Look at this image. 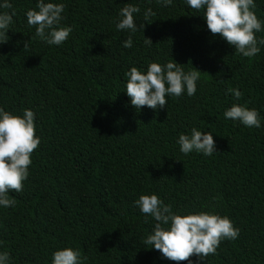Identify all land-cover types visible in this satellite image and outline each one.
I'll list each match as a JSON object with an SVG mask.
<instances>
[{"label":"trees","instance_id":"16d2710c","mask_svg":"<svg viewBox=\"0 0 264 264\" xmlns=\"http://www.w3.org/2000/svg\"><path fill=\"white\" fill-rule=\"evenodd\" d=\"M9 2L12 9L0 8L15 11L0 44V108L33 111L41 143L23 190L8 194L15 206H0L7 264H52L53 253L69 247L80 250L82 264H177L144 244L157 221L135 202L152 194L177 215L227 216L240 230L216 254L179 264H264V45L244 57L208 30L206 9L187 0H45L65 5L60 25L73 29L49 45L27 22L39 0ZM254 2L264 21V0ZM129 4L140 9L134 19L144 27L118 31ZM148 8L155 15L145 21ZM129 36L132 47L124 48ZM172 60L202 73L196 93L168 96L163 109L134 107L125 74ZM234 104L256 109L261 127L226 119ZM194 127L213 135L211 156L180 151L179 135Z\"/></svg>","mask_w":264,"mask_h":264},{"label":"clouds","instance_id":"9594fccd","mask_svg":"<svg viewBox=\"0 0 264 264\" xmlns=\"http://www.w3.org/2000/svg\"><path fill=\"white\" fill-rule=\"evenodd\" d=\"M157 2L170 6L173 0ZM187 4L195 10L206 9L204 18L208 30L213 35L219 34L236 52L249 58L260 52L258 45H264V38L258 40L256 33L264 30V21L259 20L255 14L254 0H187ZM0 8L12 9L13 5L9 0H4ZM37 9L26 13L28 24L36 27L35 36L49 45L65 42L73 31L72 27L60 25L65 5L39 0ZM139 12L138 7L130 4L122 8V19L116 24L117 30L136 32L143 28L144 25L138 28L134 19V14ZM154 15L152 9L148 8L144 13L145 21ZM13 16L15 11L10 14L7 11L0 12V44L7 43L9 39L7 32ZM144 39L146 44L153 45L150 39ZM132 44V37L129 36L122 46L131 48ZM28 45L29 42H26L24 49ZM201 74L195 68L185 72L184 66L173 60L166 65L150 63L146 73L132 67L125 74L128 77L126 93L137 109L144 106L153 110L163 109L167 105L168 96L180 97L185 90L188 96L194 95ZM228 92L236 100H240L243 95L238 89L229 88ZM224 116L249 128L261 127L259 112L244 105L234 104L225 111ZM177 142L185 155L195 151L211 156L216 152L213 135L210 132L202 133L195 127L191 129V135L180 134ZM40 143L41 139L36 135L33 111L25 109L20 116L0 108V206H15L16 200L9 198L8 194L10 191L23 190L24 181L29 176L32 154ZM135 203L143 214L157 221L153 233L147 236L144 244L152 245L164 258L177 264L188 261L193 255L204 260L209 255L216 254L221 241L235 240L239 236L240 230L234 227L227 216L206 212L177 215L170 204L165 205L155 194L141 195ZM165 225L169 227L165 228ZM9 259L7 252H0V264H7ZM52 264H82L80 250L69 247L56 251L53 253Z\"/></svg>","mask_w":264,"mask_h":264}]
</instances>
